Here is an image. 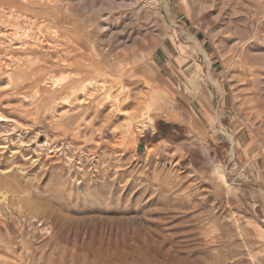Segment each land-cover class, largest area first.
Segmentation results:
<instances>
[{"label": "rangeland", "instance_id": "374dc122", "mask_svg": "<svg viewBox=\"0 0 264 264\" xmlns=\"http://www.w3.org/2000/svg\"><path fill=\"white\" fill-rule=\"evenodd\" d=\"M57 1L0 0V264H264V0Z\"/></svg>", "mask_w": 264, "mask_h": 264}, {"label": "bare ground", "instance_id": "6f19581e", "mask_svg": "<svg viewBox=\"0 0 264 264\" xmlns=\"http://www.w3.org/2000/svg\"><path fill=\"white\" fill-rule=\"evenodd\" d=\"M52 3H56L58 2L57 0H50ZM70 4V3H69ZM57 6V5H56ZM63 7V6H62ZM85 8V7H84ZM88 8V7H87ZM91 8V7H90ZM97 9V8H96ZM95 9V10H96ZM43 20V19H42ZM9 23L11 24L12 27H10V29L7 30V32L9 31V33H7L8 35L11 34L12 35H15V33L17 34V29H18V26L20 28V20L18 19H13V20H9ZM31 24H34V22H32ZM100 25V24H99ZM8 28V27H7ZM6 28V29H7ZM1 32V31H0ZM37 32H38V27H37ZM37 32L33 31V36H31L34 40L38 39L36 38V34ZM2 33V32H1ZM69 39V38H68ZM86 41V40H85ZM15 45V44H14ZM23 47V46H22ZM76 63H74V65H76ZM26 65V63H21L20 65V68L24 67ZM7 66V65H6ZM247 76V75H246ZM118 80V79H117ZM119 81V80H118ZM98 82V81H97ZM39 89V88H38ZM92 89V88H91ZM57 90L53 89V88H46L44 89L41 93H40V96H39V99H38V102L42 104V106L44 107V109L47 111L50 107V103L52 101V98H53V95L55 94ZM90 91V90H89ZM92 91V90H91ZM106 108V107H105ZM103 114V113H102ZM4 191L1 192V194H3V192H6V190H8V187L7 186H3L1 187Z\"/></svg>", "mask_w": 264, "mask_h": 264}, {"label": "built area", "instance_id": "2783aa9c", "mask_svg": "<svg viewBox=\"0 0 264 264\" xmlns=\"http://www.w3.org/2000/svg\"><path fill=\"white\" fill-rule=\"evenodd\" d=\"M133 2H136L138 4L146 5L148 7H156L159 0H131Z\"/></svg>", "mask_w": 264, "mask_h": 264}]
</instances>
